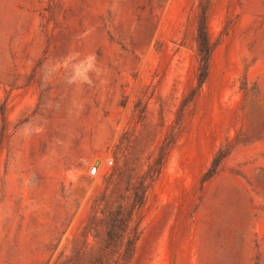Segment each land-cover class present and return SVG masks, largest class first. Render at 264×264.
Returning <instances> with one entry per match:
<instances>
[{
	"label": "rangeland",
	"instance_id": "374dc122",
	"mask_svg": "<svg viewBox=\"0 0 264 264\" xmlns=\"http://www.w3.org/2000/svg\"><path fill=\"white\" fill-rule=\"evenodd\" d=\"M206 1L199 79L200 0H0V264L98 252L119 206L127 264H264V0Z\"/></svg>",
	"mask_w": 264,
	"mask_h": 264
},
{
	"label": "trees",
	"instance_id": "16d2710c",
	"mask_svg": "<svg viewBox=\"0 0 264 264\" xmlns=\"http://www.w3.org/2000/svg\"><path fill=\"white\" fill-rule=\"evenodd\" d=\"M207 12H208V1L200 0V13L197 19V35L196 42L199 53V74L198 77L201 79L204 77V72L208 68V62L210 58L211 43L209 39V33L207 29ZM163 150V148H161ZM224 155H216L213 161L212 167L205 174L207 179L211 177L219 164L220 159ZM161 157H158V160ZM158 162V161H157ZM140 202H137L139 204ZM121 206H119L120 208ZM111 211L107 217V232L106 237L102 241L98 252L89 255L75 256L71 259L70 264H127L134 249L135 242L138 238L139 231L136 226H133L128 230V235L123 243L119 241V235L117 234L122 226V218H120V209ZM136 211L139 213L141 210L140 204L135 205ZM129 225V219L124 229H121L125 234Z\"/></svg>",
	"mask_w": 264,
	"mask_h": 264
},
{
	"label": "clouds",
	"instance_id": "9594fccd",
	"mask_svg": "<svg viewBox=\"0 0 264 264\" xmlns=\"http://www.w3.org/2000/svg\"><path fill=\"white\" fill-rule=\"evenodd\" d=\"M94 61H95V57L94 56H89V57L86 58V62H81V64L83 65L82 67L78 65V66H76V69H75V71L78 74L82 75L83 79L86 82H89V83L91 81L88 79L87 73L94 69Z\"/></svg>",
	"mask_w": 264,
	"mask_h": 264
},
{
	"label": "water",
	"instance_id": "95a60500",
	"mask_svg": "<svg viewBox=\"0 0 264 264\" xmlns=\"http://www.w3.org/2000/svg\"><path fill=\"white\" fill-rule=\"evenodd\" d=\"M97 164V161H96V163H95V165Z\"/></svg>",
	"mask_w": 264,
	"mask_h": 264
}]
</instances>
